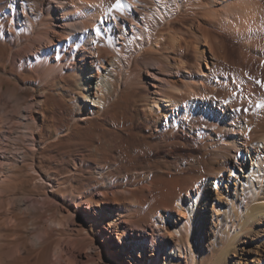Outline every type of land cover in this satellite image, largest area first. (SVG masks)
<instances>
[{"label":"bare ground","instance_id":"bare-ground-1","mask_svg":"<svg viewBox=\"0 0 264 264\" xmlns=\"http://www.w3.org/2000/svg\"><path fill=\"white\" fill-rule=\"evenodd\" d=\"M225 34L241 41L245 48L242 63L248 66L219 73L220 80L213 78L207 84L212 72H205L200 61L212 70L206 46L213 56L220 58L218 53ZM0 40L14 45L7 55L9 69L0 64V95L11 98L16 108L14 115L4 108L0 110V208L5 193L13 194L17 188L16 177L26 153L33 156L26 165V175L31 178L41 175L35 160L40 149L35 146V133L43 131L39 115L45 114L50 122L46 132L53 139L46 146L53 144V148H58L62 137L72 134L77 124L100 114L107 121L106 133L93 142L83 143L84 148L91 147L94 152L113 149L114 162L119 167L125 157L141 156L144 147L157 145L164 149L170 163L165 174L174 182L168 199L150 208L145 216L141 201L142 208L136 212L117 201V197L116 202L108 201V191L74 200L72 204L83 206L84 212L73 216L68 213L61 222L52 219V227L43 228L29 238L17 232L19 242L15 246L0 243V264H79L68 243L59 246L61 242L58 244L53 238V226L66 225H76L84 235L97 234L103 239L112 254L102 251L101 264H110L112 256L124 261L122 256H132L135 250H144L145 244L155 246L163 239L156 227L163 226L168 211H177L179 205L193 209L201 187L208 180H216L222 170L236 172L237 163L243 166L242 151H251L250 139L264 144V122L257 116L258 111L264 115V81L258 82L249 66L253 59H258L264 78V0H0ZM190 47L197 54L193 63L185 58ZM144 56H151L153 66L149 74L153 89L147 85L144 90L147 101L144 114L141 110L132 114L128 106L116 114L131 68ZM22 72L32 77L25 80ZM170 72L184 82L177 84L162 76ZM24 90H33V94L29 105L22 109L19 100ZM37 90L46 91L43 98L36 94ZM53 91L72 100L76 107L69 127H64L55 111ZM82 98H87L91 106L97 104V108L90 106L86 110ZM154 129L158 131L152 132ZM148 131L151 132L146 135ZM11 134L25 137L24 149L7 152L2 143ZM147 138L157 140L150 145ZM184 139L202 149L201 155L192 159V176L186 175L191 168L188 162L172 158L175 144ZM251 159L257 163V167L251 164V171L261 181L264 149H253ZM128 170L137 171L147 181L148 185H143L146 190L156 185L155 172L149 167L140 165ZM56 182L53 181V188ZM247 183L249 209L244 223L252 216L261 218L264 212L257 196L258 182ZM191 189L195 190L193 198ZM52 197L46 194L44 200L51 203ZM13 201L17 206L24 200L14 197ZM181 214L185 212L178 210L167 217L176 218L174 228L181 251L186 244L192 251L190 227L177 224ZM20 219L18 213L5 214L0 217V229L6 230L16 222V229L20 230ZM159 262L160 257L155 254L148 264Z\"/></svg>","mask_w":264,"mask_h":264},{"label":"rangeland","instance_id":"rangeland-1","mask_svg":"<svg viewBox=\"0 0 264 264\" xmlns=\"http://www.w3.org/2000/svg\"><path fill=\"white\" fill-rule=\"evenodd\" d=\"M222 37L224 44L221 53H218L220 58L216 55L213 56L206 46L208 66L212 67V70L206 67L203 61H200L201 68L205 72H212L213 74H210L207 84H210L213 78L220 80L221 77L217 75L219 73L248 66L242 63L245 48L241 41L229 34H225ZM11 49H14L12 43L7 40H0L1 65L6 66L8 64L7 55ZM187 53L185 58L191 63L195 62L197 57L195 50L190 47ZM149 57L139 58V62L132 66L131 69L133 71H131L124 85L123 96L118 101V106H116V114L125 106H128L132 114L140 110L141 114H144L145 105L147 104L146 91L144 90H147V85L150 89H153L149 79L153 66L150 64L151 58ZM249 66L251 67V73H255L256 80L263 83L262 63L255 58ZM6 68L9 69V65ZM171 74L173 73L170 72L169 75L165 74L162 76L170 78L177 84L184 82L180 76ZM21 76L25 80L32 77L25 72H22ZM4 88L7 89L6 85H4ZM32 91H21L23 98L19 100L20 108L23 109L29 105V100L33 94ZM45 93V90L36 91L40 98H43ZM53 95L54 99L52 102L55 111L63 121L64 127H69L76 107L72 100L59 96L57 91H53ZM83 102L84 105L86 103V110H89L91 106L89 105V100L84 98ZM255 105L259 108L257 103ZM97 106L95 104L91 107L97 108ZM1 109L10 112V115H14L16 110L11 98L6 95H0ZM262 114L261 111L257 112V116L264 122V115ZM46 118L47 114L39 115V122L44 125L43 131L39 134L35 133L36 148L41 149L45 146V150L39 152V149L35 156L41 177L31 178L26 175V165L33 159L31 153H26L24 156L25 162L21 163L20 172H18L16 177L17 188L13 194L5 193L8 196L4 195L5 197L3 196L2 199V203L4 202L2 205H5V207L2 206L0 208V217L2 218L8 213H18L19 218L22 217L19 225L20 230L16 229V222H13V226L6 230L0 229V243L15 246L19 242L17 232L29 238L38 231L43 230V228L52 227V225L50 226L53 223L51 222L52 219L55 222H61L68 213L73 216L76 213L84 212L83 206L75 207L72 203L74 200L86 199L92 193L108 191L110 192L108 201L116 202L114 198L117 197V201L131 209H136V212L140 211V207L142 208V206H139L141 201L142 209L144 210L142 216H145L150 208L159 206L162 200L168 199L169 188L174 182L169 179L170 176L165 174V171L170 168V163L165 158L163 148L157 145L150 148L146 146L141 156L140 154H131L129 157L124 158L119 167H116L117 164L114 162L116 153L113 149H100L99 152H94L91 147L84 148L83 143L93 142L99 135L106 133L107 121H104L106 119L102 115L97 114L95 117L93 116L85 121L82 120L77 124V128L72 134L62 137L58 148H53V144L46 146L48 142L53 140L48 138V133L46 132L50 126V122ZM136 131L138 132V129ZM157 131V129L152 130V132ZM149 132L151 131L146 132V135ZM12 135L6 137L2 143L7 152L24 149L27 144L25 137ZM106 135L109 136L110 134ZM155 140L157 139L147 138L150 145L154 144ZM186 141L184 139L175 144L172 158L177 157L183 162H188L191 168L186 175L192 176L194 174L192 171V167H194L192 165L193 161L197 159V156L201 155L202 149L195 142ZM7 144L9 145L6 146ZM248 145L251 151L248 153H246L245 149L242 151L245 161L243 166H239L237 163L236 172L222 170L217 175L216 180L213 178L208 180L207 184L201 187L193 209H189L187 206H178V210H183L185 214H181L180 218H177V224H182L185 228L190 227L189 229L192 233L190 239L193 241L194 251L188 249V244H186V247L183 246L184 252L181 251L176 238L177 231L174 228L176 218L174 216L167 217L169 213L175 214L178 210L168 211L163 226L156 227V231L163 236L162 240H158L155 246H151L149 243L145 244L144 250H135L132 256H122L124 261H119L112 256L110 264H137L140 261L143 264H148V261L155 254L160 257L159 264H264V212L261 218L252 216L253 218L246 223L243 222L249 209L246 201V192L249 190L247 182L252 180L255 183H259H256L257 196L259 202L264 205V177L261 181L260 179L256 180L253 171H251L252 163L254 167H257V163L251 159L253 149H264V144L250 139ZM21 155L19 154V159H21ZM140 165L146 168L149 167L155 172L154 183L156 185L153 186V190L148 191L144 188L148 183L143 177L138 176L139 173L137 171L128 170L130 167H140ZM54 180L57 181L55 183L56 189L52 187ZM180 182L182 181L180 180ZM46 194L53 195L54 198L52 197L51 203L44 200ZM190 194H192V198L195 197V190L191 189ZM14 197H20L24 200L21 203L22 205L19 204L17 207L13 201ZM10 199H12V202H10ZM187 204L191 206L189 201ZM13 205L15 206L13 207ZM191 211L193 212L192 215L190 214ZM105 214L107 217L108 214L104 212ZM233 220H235L234 223H232ZM238 223L239 225L234 230V226ZM53 238L56 243L57 241L58 244L61 242L59 246L67 245L68 243L79 264H101L102 251L107 253V255L112 254V251L109 250V247L101 237L97 234L93 236L84 235V231L76 225H66L62 228L57 226L54 228L53 226ZM165 245L167 246L166 250L162 251V247ZM156 248H158V251H156Z\"/></svg>","mask_w":264,"mask_h":264},{"label":"snow or ice","instance_id":"snow-or-ice-1","mask_svg":"<svg viewBox=\"0 0 264 264\" xmlns=\"http://www.w3.org/2000/svg\"><path fill=\"white\" fill-rule=\"evenodd\" d=\"M117 7H119V5H117Z\"/></svg>","mask_w":264,"mask_h":264}]
</instances>
